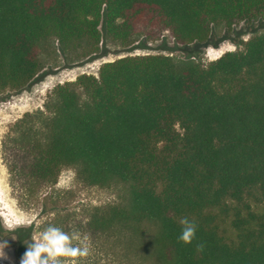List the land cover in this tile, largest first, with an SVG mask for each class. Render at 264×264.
Returning a JSON list of instances; mask_svg holds the SVG:
<instances>
[{
	"label": "trees",
	"instance_id": "trees-1",
	"mask_svg": "<svg viewBox=\"0 0 264 264\" xmlns=\"http://www.w3.org/2000/svg\"><path fill=\"white\" fill-rule=\"evenodd\" d=\"M257 19L264 0H0V94L28 86L57 48L86 57L104 35L128 46L166 31L200 43ZM6 150L24 186L74 166L88 185L121 187V201L84 227L126 237L141 264H264V32L208 65L194 55L107 61L25 114ZM184 217L197 225L191 244L178 241ZM49 225L69 227L58 216ZM32 230L14 232L22 257Z\"/></svg>",
	"mask_w": 264,
	"mask_h": 264
},
{
	"label": "rangeland",
	"instance_id": "rangeland-1",
	"mask_svg": "<svg viewBox=\"0 0 264 264\" xmlns=\"http://www.w3.org/2000/svg\"><path fill=\"white\" fill-rule=\"evenodd\" d=\"M101 29L104 33V28ZM262 32L264 19H257L241 21L227 28L216 27L209 38L200 43L181 44L170 31H166L158 39L140 38L131 45L121 46L104 35L101 50L90 56L65 55L58 48L43 54L45 66L28 86L0 94V244H8L4 250L8 258L0 260V264H20L22 255L18 251L15 231L32 227V240L37 239L56 216L69 223V227L63 229L65 232L87 238L89 255L80 258V264H141L140 250L132 247L126 237L96 238L84 227L95 208L121 201L124 193L121 187L88 185L79 178L74 166H64L56 183L41 187L24 186L16 178L6 148L11 136L15 135L17 123L25 114L45 110V104L58 85L75 81L84 73L98 75L102 64L107 61L148 54H168L178 58L194 55L208 65L228 51L243 49L253 35ZM15 221L22 223L10 229L9 223ZM224 228L229 233L228 225Z\"/></svg>",
	"mask_w": 264,
	"mask_h": 264
},
{
	"label": "clouds",
	"instance_id": "clouds-1",
	"mask_svg": "<svg viewBox=\"0 0 264 264\" xmlns=\"http://www.w3.org/2000/svg\"><path fill=\"white\" fill-rule=\"evenodd\" d=\"M30 222L28 221V223ZM20 223L22 221H15L9 223L8 227L11 229ZM180 224L182 227L178 241L191 244L196 238V223L184 217L180 220ZM86 240V237L81 238L77 233L70 235L60 227L49 225L39 238L33 239V242L27 244V250L20 264H80V258L89 255ZM7 247V242L0 244V260L8 258L4 251ZM198 248L203 250V245H199Z\"/></svg>",
	"mask_w": 264,
	"mask_h": 264
},
{
	"label": "flooded vegetation",
	"instance_id": "flooded-vegetation-1",
	"mask_svg": "<svg viewBox=\"0 0 264 264\" xmlns=\"http://www.w3.org/2000/svg\"><path fill=\"white\" fill-rule=\"evenodd\" d=\"M19 251V250H18ZM19 254L22 255V253L19 251Z\"/></svg>",
	"mask_w": 264,
	"mask_h": 264
}]
</instances>
